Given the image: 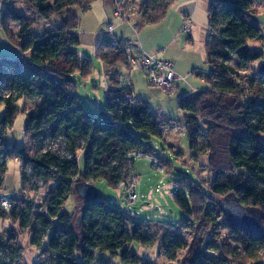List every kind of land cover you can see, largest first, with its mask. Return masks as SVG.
<instances>
[{"label": "trees", "instance_id": "obj_1", "mask_svg": "<svg viewBox=\"0 0 264 264\" xmlns=\"http://www.w3.org/2000/svg\"><path fill=\"white\" fill-rule=\"evenodd\" d=\"M95 0H24L35 16H26L8 6L1 19L3 33L22 54L0 59V192L5 187L7 163L22 165L21 196L13 208H0V222L13 226L0 236V254L8 264H25L20 235L27 232L31 246L41 250L35 264H112L99 255L120 257L123 264L144 262L131 251L136 243L145 248L160 244L159 262L178 264H264V239L248 232L226 228L232 237L224 239L220 204L234 193L241 203L258 208L264 222V52L253 51L249 43H264V33L256 20L257 0H212L209 5L207 36L208 89L180 96L179 109L185 114V130L193 159L208 175L207 184L190 179L178 181L174 200L183 218L175 226L139 221L106 199L90 202L79 199L76 213L65 210L77 182L93 185L105 182L112 189L129 177L134 152L159 159L147 143L164 140L163 123L149 104L128 100L133 89L123 88L113 77L107 91L105 109L99 114L83 108L76 95V77L87 81L93 74V60L80 54L81 20ZM135 1V0H128ZM172 0H147L140 9L138 29L160 23ZM39 20L49 29L41 32ZM19 25L17 34L12 26ZM29 54L28 57H25ZM128 54L121 44L101 43L96 59L109 68L128 66ZM259 64L258 72L246 79L243 73ZM7 86L9 95L2 96ZM6 88V89H7ZM4 90V89H3ZM36 102L27 114L25 135L30 149L7 139L14 128L18 102ZM59 140L70 157L61 156L53 145ZM86 169L80 170V154ZM181 155L177 153V156ZM162 168L168 163L162 160ZM135 164V163H134ZM34 181L35 184H34ZM41 185V187H39ZM46 192L43 213L35 214L36 201L30 195ZM226 221V220H225ZM192 237L187 245L185 236ZM183 261L179 254L186 252ZM0 264H5L0 260Z\"/></svg>", "mask_w": 264, "mask_h": 264}, {"label": "rangeland", "instance_id": "obj_2", "mask_svg": "<svg viewBox=\"0 0 264 264\" xmlns=\"http://www.w3.org/2000/svg\"><path fill=\"white\" fill-rule=\"evenodd\" d=\"M14 3L15 4H13V1H11L7 6L13 7L16 11L23 15L35 16L32 12L25 8L26 6L23 0H14ZM91 7V12H83L80 9L76 10V14L81 20V25L90 31L97 30V28L102 27V24H100V20L98 19L101 16L99 15L96 8H94V5H91ZM3 9L4 7H0V22ZM255 9L258 11L256 14V20L258 21L264 33V0H258ZM109 24H113V22ZM38 28L39 31L43 32L49 29V25L42 20H39ZM79 33L84 34L83 32L81 33V31H79ZM206 36V32L196 30L193 40L190 41L186 35L182 34L180 41L175 45V47L179 49V51H175V53L180 58H185L184 63L188 61L190 65H193L197 61L199 62L197 64L199 65L197 73L202 74H207L210 70L208 64H206L205 61ZM80 37L82 36L80 35ZM131 40L129 39V41ZM90 46L83 44L79 48V52L82 56L91 58L94 61L93 74L87 81L76 77V95L79 98L83 108H85L87 111L99 114L105 109L107 91L110 88L111 77H113V74H116L118 70H122L123 67L122 65H118L114 68H109L105 63L96 59V49H92ZM249 48L253 51L260 50L264 52V43L251 42L249 44ZM11 51L13 50L11 49ZM156 57L161 59L158 55H156ZM258 68L259 64H256L251 68L250 71L243 73L242 76L246 79H249L258 72ZM192 72L193 70H191L190 73ZM127 76L128 73L124 77ZM131 80L135 89L136 98L139 101L147 102L151 110L161 118L163 123V135L167 140L164 141L152 139L147 144L153 148L155 156L159 158L157 160L160 162L165 160L168 163V166L165 169L162 168L161 162V170H158L157 168L154 169L152 167L149 159H137L135 161L134 172L138 180V200L134 204H129L126 202L123 191L119 189H112L101 180L96 181L93 186L99 195L110 202L111 205L121 211L134 215L139 221L161 222L175 226L183 218L182 211L174 200V195L178 192L176 183L186 178L198 184H207L208 181L207 173L204 171L202 172V168L200 167L206 164L207 160H202L200 164L196 163L193 159L192 152L189 149L188 140L186 136L182 135V133H186L185 114L179 109L178 99L180 96H184L188 92H193L194 88L200 89L201 87L207 90L208 86L207 84L201 85V79L195 76L187 82H180V90H178L173 96H168L151 88L147 83L146 77L140 70L132 73ZM197 84H199L200 87H197ZM6 88L7 86L3 88L4 90H1V94L2 96L4 95V97L9 95L8 88ZM35 105L36 102L29 100H21L18 102V107L20 108L21 113L18 114L14 128L8 132L7 136V139L10 143H16L19 147H26L30 149L31 153H33L31 140L25 135V125L27 121V114L33 110ZM5 111V107L0 108V118L4 116ZM164 122L169 125L164 124ZM176 125L180 126L181 131H176L174 129V126ZM260 140L263 142L264 134L261 135ZM166 142H168L170 146H167ZM171 146L174 148V153L171 151ZM52 148L57 154L66 156L67 158L70 157L69 152L66 151L61 140H59L56 145H53ZM177 153H180L181 155L177 156ZM80 156V170L83 173L86 169V159L83 153H81ZM21 167L22 165L17 160L8 161L5 187L3 191L0 192V196H21ZM35 182L36 181H34V184ZM39 187H41V185H39ZM45 196L46 192L44 190H40V192H38L36 195H30V198L35 199L37 203L35 212L36 215L43 213L42 205L44 203ZM79 201V198L73 194L70 196L65 210L69 213L77 214ZM221 224L223 228V238L225 240L231 238V232L226 228V225H228L227 222L222 219ZM10 228H13L11 224L0 222V236L5 235V233H7ZM15 229H17L20 235V243L24 248L22 259L23 262L25 264L37 263L42 257V251L31 246V237L27 232L22 233L19 231L18 227H15ZM185 242L187 245L192 243L191 235L187 234L185 236ZM159 246L160 244L158 243L150 250L134 243L131 246V251L144 262L150 261L156 264H167L166 261L157 262ZM186 253L187 251L179 254V261L184 260ZM259 255L264 259L263 251L260 252ZM99 258L112 261V264H123L119 256L112 257L110 254H102L99 255ZM0 260L5 264L9 263V261L2 254H0ZM172 264H178V262Z\"/></svg>", "mask_w": 264, "mask_h": 264}, {"label": "crops", "instance_id": "obj_3", "mask_svg": "<svg viewBox=\"0 0 264 264\" xmlns=\"http://www.w3.org/2000/svg\"><path fill=\"white\" fill-rule=\"evenodd\" d=\"M14 0H0V7H4L3 11L8 7L9 3ZM147 0H135L133 1H126L124 8L126 13H130L133 15V19L135 23L139 24L142 19V11L140 9L141 5ZM212 0H172V5L169 8L165 18L158 24L154 25H145L137 31H134L131 25L124 23L119 19L114 18V12L116 9V0H95L92 5L98 11L100 18V24H102L101 28H97V30H87L80 24L78 29L79 36L81 35V46L85 45H92L90 48L96 49L98 46L107 41L109 39V32H108V24L113 22V35L121 44V47L128 55H137L141 51H145L151 55H158L162 60L171 61L174 64L175 72L179 77H188L187 81L191 80L195 76L199 77L197 73L199 62L197 61L195 64L190 65L188 61L184 63L185 58H180L175 51H179L175 47L176 44L181 39L182 29L187 20H190V25L192 28V36L188 37L190 41L193 40L194 33L196 30L206 32L207 36L209 33V5ZM258 1V0H257ZM24 2V0H23ZM25 4V3H24ZM15 6V5H14ZM26 8V7H25ZM3 11L1 14V19L3 15ZM88 11H92V7ZM31 16V15H30ZM115 19V20H114ZM98 20V21H99ZM1 26V22H0ZM19 31V25L12 26L13 34H17ZM83 32L84 34H80ZM207 36L205 40V61L208 64V52H207ZM129 39L131 41H129ZM250 44V43H249ZM0 59L3 58H10L15 59L19 58L22 54L18 50L16 46H13L8 39L6 38L5 34L3 33L2 29L0 28ZM95 47V48H93ZM11 49L13 51H11ZM260 51V50H258ZM7 53V54H6ZM27 57L29 54L26 55ZM25 56V57H26ZM201 58V56H200ZM209 66V65H208ZM122 70H118L116 74L118 75H127L128 67L122 66ZM210 69V67H209ZM191 70H193L192 73ZM210 71V70H209ZM120 73V74H119ZM209 73V72H208ZM207 73V74H208ZM205 74V73H204ZM122 76V77H124ZM201 79V85L207 84L205 79L199 77ZM208 86V85H207ZM197 87H200L197 84ZM180 88V84H177L175 93H177ZM132 89L134 92V98H136L135 89L132 85ZM206 89L194 88L193 92H188L184 96H191L199 91H204ZM174 93V94H175ZM164 124H167L164 122ZM166 137L164 136V141H166ZM264 143V140H263ZM167 146H170L168 142H166ZM171 151L174 153V148L171 146ZM81 157V156H80ZM135 166V164H134ZM134 172V168H133ZM135 174V172H134ZM136 176V174H135ZM160 248V247H159ZM151 250V248H148ZM159 260V254L157 256V262ZM165 262V261H162ZM167 264H172L168 263Z\"/></svg>", "mask_w": 264, "mask_h": 264}, {"label": "built area", "instance_id": "obj_4", "mask_svg": "<svg viewBox=\"0 0 264 264\" xmlns=\"http://www.w3.org/2000/svg\"><path fill=\"white\" fill-rule=\"evenodd\" d=\"M127 0H116V9L114 12V18L123 21L131 25L134 31H137L138 24L135 23L133 15L126 13L124 5ZM109 40L116 46L119 42L113 35V25L108 26ZM182 34L187 37L192 36V28L190 20H187ZM128 76L122 77L118 74H113V78L125 89H132L131 75L133 72L140 70L147 79L148 85L168 96H173L176 90L177 84L180 82H187L188 77H179L175 72L174 64L167 60H162L154 55L148 54L145 51H141L137 55H128ZM131 104H136L137 100L134 97L128 98ZM176 131H181L180 126H174ZM186 136V133H182ZM137 159H149L152 167L161 170V162L156 158L145 155L142 152H134L128 157V163L134 165ZM138 180L133 172H130L129 177L123 180L119 185V190L123 191L124 198L129 204H134L138 200L137 195ZM0 208L5 212H10L13 208L12 201L7 196H0Z\"/></svg>", "mask_w": 264, "mask_h": 264}, {"label": "water", "instance_id": "obj_5", "mask_svg": "<svg viewBox=\"0 0 264 264\" xmlns=\"http://www.w3.org/2000/svg\"><path fill=\"white\" fill-rule=\"evenodd\" d=\"M75 195L85 202L94 201L99 197L94 186L87 182H77ZM8 198L13 200L14 196L8 195ZM220 209L228 225L264 239L263 213L260 209L243 205L234 193L223 199Z\"/></svg>", "mask_w": 264, "mask_h": 264}]
</instances>
